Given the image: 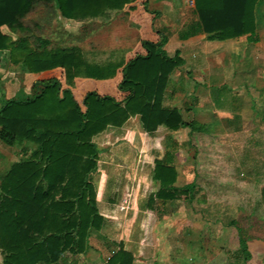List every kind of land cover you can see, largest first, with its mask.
I'll return each mask as SVG.
<instances>
[{
    "label": "trees",
    "instance_id": "1",
    "mask_svg": "<svg viewBox=\"0 0 264 264\" xmlns=\"http://www.w3.org/2000/svg\"><path fill=\"white\" fill-rule=\"evenodd\" d=\"M38 0H0V53L10 65L37 73L29 95L5 99L0 107V141L8 146L35 145L28 158L14 162L0 179V249L3 264H56L84 254L90 233L100 230L93 175L100 149L93 137L108 126L120 127L138 115L142 128H201L185 120L177 107L164 105L171 73L184 63L177 50L164 49L167 35L156 26L159 15L148 0H42L52 2L65 19H83L107 10L126 9L139 24L141 40L122 60L103 64L83 57L77 46H52L32 36L24 20ZM260 0H194L203 31L216 39L249 34L255 38V7ZM148 21V23H147ZM32 37H35L32 39ZM83 82L77 86V82ZM153 178L158 190L149 197L192 199L195 183L178 187L173 155L157 159ZM240 231V229L238 228ZM249 238L239 237L246 258ZM123 246L101 264H134Z\"/></svg>",
    "mask_w": 264,
    "mask_h": 264
},
{
    "label": "rangeland",
    "instance_id": "2",
    "mask_svg": "<svg viewBox=\"0 0 264 264\" xmlns=\"http://www.w3.org/2000/svg\"><path fill=\"white\" fill-rule=\"evenodd\" d=\"M259 7L264 12V0ZM24 18L32 36L49 38L52 46H77L92 63L122 60L141 40L139 24L124 8L69 20L52 2L38 0ZM238 63L226 69L223 88L229 91L219 97L213 93L209 109L195 113L201 128L146 132L139 116L132 115L122 126H108L93 137L100 149L93 179L106 221L98 232L91 231L92 250L78 264L99 261L120 246L132 251L139 264H264V60ZM14 69L23 72L20 66ZM185 89L187 96L168 95L164 105H189L192 92L190 86ZM25 146L29 151L22 153L21 146L0 142V179L35 147L31 142ZM167 152L177 170L175 184L195 183L192 199L149 204L159 187L153 178L155 161ZM126 197L129 203L122 209ZM240 235L249 238V258ZM66 259L56 264H69L70 256Z\"/></svg>",
    "mask_w": 264,
    "mask_h": 264
},
{
    "label": "crops",
    "instance_id": "3",
    "mask_svg": "<svg viewBox=\"0 0 264 264\" xmlns=\"http://www.w3.org/2000/svg\"><path fill=\"white\" fill-rule=\"evenodd\" d=\"M260 2L255 7L256 40L250 41L248 33L222 40L210 37L202 29L195 11L194 0H148L149 8L159 12L155 20L156 26L167 35L165 51L169 56H173L178 50L184 60L183 65L171 73L165 98L168 95L176 97L186 94L187 96L185 87L190 86L192 93H190L189 105L184 108L173 105L180 110L185 120H187L186 113L193 116L190 120H197L194 117L200 107L209 109L208 105L213 100V93L218 94L219 97L222 93L229 91L223 88V84L226 81V69L233 61L245 66L248 60L253 63L256 60L258 62L264 60V12L260 10ZM3 53L5 52L0 53V107L5 99L19 97L18 93L21 92L29 93L33 81L38 77L37 73L21 72L20 69L16 71L15 66L9 64ZM242 83L245 84L244 80ZM198 99L203 103H198ZM91 235L94 234L91 232ZM89 244L91 246L90 241ZM90 246L84 254L76 256L67 254L62 262L70 256L69 264H78L86 259L84 255L88 254ZM111 255L106 258H102L101 255L99 261L89 264H101ZM138 262L140 261L134 255L133 263L139 264Z\"/></svg>",
    "mask_w": 264,
    "mask_h": 264
},
{
    "label": "built area",
    "instance_id": "4",
    "mask_svg": "<svg viewBox=\"0 0 264 264\" xmlns=\"http://www.w3.org/2000/svg\"><path fill=\"white\" fill-rule=\"evenodd\" d=\"M123 201H124V204L121 206V208H122V209H126V206H128L127 204L129 203V202H128V198H127V197L124 198Z\"/></svg>",
    "mask_w": 264,
    "mask_h": 264
}]
</instances>
